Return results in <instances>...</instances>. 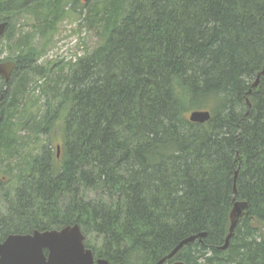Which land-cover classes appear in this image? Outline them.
<instances>
[{"label": "trees", "instance_id": "trees-1", "mask_svg": "<svg viewBox=\"0 0 264 264\" xmlns=\"http://www.w3.org/2000/svg\"><path fill=\"white\" fill-rule=\"evenodd\" d=\"M102 1L83 4L102 41L63 64L40 60L78 0H0L17 62L0 76V174L17 183L0 242L78 224L95 259L155 264L205 232L164 264H264V0ZM58 120L59 157L40 140ZM235 200L249 210L223 249Z\"/></svg>", "mask_w": 264, "mask_h": 264}, {"label": "water", "instance_id": "water-1", "mask_svg": "<svg viewBox=\"0 0 264 264\" xmlns=\"http://www.w3.org/2000/svg\"><path fill=\"white\" fill-rule=\"evenodd\" d=\"M89 1V0H85ZM9 21H0V38L5 35ZM17 62L14 60L3 61L0 58V76L6 83L12 78ZM264 76V66L258 73L253 87H257L261 77ZM1 116V115H0ZM212 114L209 110H194L189 114V121L205 123L210 120ZM1 118V117H0ZM61 147L57 146L58 157ZM239 170L235 174L234 191H237V177ZM249 204L247 201L235 200L231 211V225L229 234L223 245V249L229 246L230 238L242 217L248 214ZM82 228L78 224L67 225L60 229L39 230L30 233L10 234L0 242V264H109L105 259H95L93 249L85 244V237ZM206 236V233L191 235L183 239L167 256L162 257L155 264H164L167 260L175 257L180 249L186 244H192L197 238ZM172 264H185L182 260H176Z\"/></svg>", "mask_w": 264, "mask_h": 264}, {"label": "rangeland", "instance_id": "rangeland-1", "mask_svg": "<svg viewBox=\"0 0 264 264\" xmlns=\"http://www.w3.org/2000/svg\"><path fill=\"white\" fill-rule=\"evenodd\" d=\"M80 1L82 0H78L76 11L70 10V13L67 14L68 16L58 24V32L53 39L54 43L50 46L48 52H46L47 54L43 56V58H41L40 63H44L47 61L57 62L58 60L62 61L63 64L68 63L69 61L76 62L79 57L87 54L88 52H91L90 50H92L102 41L101 38H99L100 35L96 33V28L98 26H96L95 28L88 26L89 24L87 22L90 23L92 21V17H89L88 21H86L84 17L88 16V14H86L88 12V8H84L83 4L86 3ZM95 1H99L100 4L101 2H103L102 0H89L88 4L92 6L93 4H95ZM11 21L16 25L14 30L19 31V29L22 27V24H25L27 21L29 23H32V17L28 16V19H25L16 16L12 17ZM19 25L21 26L19 27ZM29 26L23 25V29H26ZM6 41L7 40L4 37L0 41V50H4L0 53L1 59L10 55ZM19 78L20 76L17 75L14 80L17 82ZM63 125L64 122L62 120H58L56 124L53 125V129L48 136L44 134L41 135V145L48 144L49 142L51 148H54L58 145H63L65 141V128ZM1 168L2 166H0V169ZM4 177V173H1L0 179H2V181H0V188H9V190L13 192V189L17 184L16 181H11V183H8L6 182L7 178ZM3 202V195L0 191V215H2L5 210V204Z\"/></svg>", "mask_w": 264, "mask_h": 264}, {"label": "flooded vegetation", "instance_id": "flooded-vegetation-1", "mask_svg": "<svg viewBox=\"0 0 264 264\" xmlns=\"http://www.w3.org/2000/svg\"><path fill=\"white\" fill-rule=\"evenodd\" d=\"M85 0H82V1H80V2H84Z\"/></svg>", "mask_w": 264, "mask_h": 264}]
</instances>
